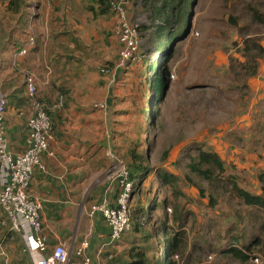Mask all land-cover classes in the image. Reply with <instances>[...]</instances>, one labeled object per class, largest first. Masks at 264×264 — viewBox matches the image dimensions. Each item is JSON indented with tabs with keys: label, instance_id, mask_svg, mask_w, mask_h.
Listing matches in <instances>:
<instances>
[{
	"label": "rangeland",
	"instance_id": "1",
	"mask_svg": "<svg viewBox=\"0 0 264 264\" xmlns=\"http://www.w3.org/2000/svg\"><path fill=\"white\" fill-rule=\"evenodd\" d=\"M133 1L142 5L144 0L130 2L128 10L133 22L139 28H148L139 30L140 44L131 58L117 67L122 62L120 44L114 63L107 65L116 73L108 109L113 116L109 124L111 135H108L111 148L107 149L109 155L105 157L109 164L104 167L105 173L97 177V189H89L86 196L91 201L98 200L102 195L101 187L107 186L118 174L121 164L130 169V149L143 155L148 171L135 177L131 200L133 208L137 205L132 209V221L140 223L141 230L134 226L115 245L104 247V264L110 262L109 253L114 255L113 264H127L131 250L136 247H140L148 259L153 260L156 255L160 264H167L163 262L166 234H162L167 216L171 229L184 230L187 234L185 254L174 255L175 264H263L254 260L258 253L251 254L246 263L222 253L228 247V229L235 226L233 233L237 235L248 230L246 219L253 210L242 203L229 184L219 188L220 184L194 175L190 177L193 182L187 179L189 154L194 153V146L200 143L224 160L225 180H235L251 193H262L259 175L264 171V60L258 70L259 77L252 78L250 84L249 79L248 88L244 87L246 81L240 67L236 77L230 67V57H240L237 48L242 47L243 37L239 29L250 24L244 7L250 0H195L188 6L190 27L184 39L174 41L177 42L175 53L165 63L170 85L163 97L157 94L155 103V91L150 83L153 71L149 67L160 60L164 52L156 48L151 11L131 14L129 7ZM27 4V0H0V68L10 69V52L15 49L11 43L17 30L22 33L25 26ZM230 16L239 18L238 28L229 24ZM253 28L264 41V27L253 25ZM102 67L103 64L98 65L97 70ZM59 81L56 79L54 85ZM59 83V88L65 89L66 82ZM233 84L242 88H235ZM57 94L66 99L63 92ZM102 105L106 107V103ZM159 171L177 175V185L162 184ZM117 183L115 180L113 193ZM156 200H160L162 206L167 201L168 205L156 210L153 208ZM147 205L148 219L138 212ZM176 206L181 213L189 211L181 224L173 219ZM96 244L100 248L103 241ZM3 247L0 248L5 254L0 249V264H31L20 236H14L6 251ZM74 260L73 255L71 262Z\"/></svg>",
	"mask_w": 264,
	"mask_h": 264
},
{
	"label": "crops",
	"instance_id": "2",
	"mask_svg": "<svg viewBox=\"0 0 264 264\" xmlns=\"http://www.w3.org/2000/svg\"><path fill=\"white\" fill-rule=\"evenodd\" d=\"M27 3L25 26L22 33L17 30L11 44L17 50L30 36L35 37V46L27 56L19 57V65L35 74L39 93L51 107L55 121L51 150L43 155L46 170H36L29 191L43 203V230L49 240V251L60 241L69 240L74 249L86 235L95 250L97 241L104 243L110 235L104 218L88 213L90 205L105 196L110 181L101 187L98 200L91 201L86 194L109 164L105 157L111 148L109 124L113 116L108 109L116 73L103 74L97 66L114 63L115 52L119 51L120 43L112 34L114 16L110 10H102L100 0H38L34 15L28 0ZM151 4L147 0L142 5L133 1L129 9L131 14L139 10L149 12ZM12 49L10 69L0 68V88L7 95V147L20 153L26 148V124L33 108L25 92L23 73L12 65L15 53ZM56 79L66 82L63 108L56 107L63 96H57L61 84L59 81L55 86ZM116 193V189L108 193L111 200L116 199ZM4 216L0 210V222ZM13 239L9 226L0 224V247L4 246L6 251ZM2 253L5 254L3 250Z\"/></svg>",
	"mask_w": 264,
	"mask_h": 264
},
{
	"label": "built area",
	"instance_id": "3",
	"mask_svg": "<svg viewBox=\"0 0 264 264\" xmlns=\"http://www.w3.org/2000/svg\"><path fill=\"white\" fill-rule=\"evenodd\" d=\"M28 1L32 14H36L38 0ZM131 1L110 0V11L115 17L112 32L122 47V62H119L117 67L123 65L126 59L136 53L141 40L138 24L133 22L128 10ZM35 42V37L30 36L23 46L14 50L12 59L13 67L23 73L25 92L33 108L32 115L26 124V148L20 153H13L7 147L5 122L7 95L0 90V210L5 215L0 224L9 226L10 238H13L15 234L22 238L23 251L30 256L32 264H72L73 255L76 259L74 264H104V247L115 245L126 232L132 229L131 200L135 181L130 178L129 169L125 164H121L118 174L110 179L105 196L90 205L89 215L91 217L101 215L110 229L108 241L100 248L92 250L91 238L86 235L74 249L69 242L60 241L52 251H49V240L43 230V203L40 199L32 197L29 189L36 170H46L43 155L51 150L55 128L54 118L51 107L39 93L35 74L19 65V57L27 56L35 46ZM100 72L114 74L111 69L105 67H102ZM65 104L66 99L61 96L56 107L63 108ZM113 180L119 182L121 189L114 201L108 194L114 190V186H111ZM113 257L112 253L108 254L109 261ZM254 260L260 262L262 258L255 256Z\"/></svg>",
	"mask_w": 264,
	"mask_h": 264
},
{
	"label": "trees",
	"instance_id": "4",
	"mask_svg": "<svg viewBox=\"0 0 264 264\" xmlns=\"http://www.w3.org/2000/svg\"><path fill=\"white\" fill-rule=\"evenodd\" d=\"M152 1L150 10L152 14V31L153 36L157 38L156 48L159 51L164 52V55L154 65L150 66L149 69L153 71V76L150 78L151 86L155 91L154 103L158 100L157 94L163 97V93L167 90L170 85V80L167 78L169 70L165 63L170 60L174 53L177 42L185 38V31L190 27L189 15L190 11H187L188 6H192L195 0H147ZM102 10H110V0H100ZM154 4V5H153ZM246 14L245 17L249 19V23L239 29L240 36H242V47L237 48V53L240 57L229 56L231 72L235 75L238 74V68L241 71L243 79L246 81L244 87L248 88V80L257 77L261 61L264 60V45L263 39L253 28V25L264 27V0H250L245 6ZM229 24L233 28L239 27V18L236 16H230ZM148 27L143 26L139 30H145ZM189 32V31H188ZM187 32V34H188ZM177 40L175 43L174 41ZM235 44H237L235 42ZM171 45L172 46L171 48ZM239 45V44H238ZM236 45V46H238ZM243 59V60H242ZM105 68H110L105 65ZM236 88H242V86L234 85ZM60 92L67 95L66 88H59ZM55 125V121H54ZM55 127V126H54ZM193 151L189 154L187 163V179L193 182L191 175L198 177L204 181L216 182L220 184L218 187H225V183L231 186L233 193L242 200V203L251 208L252 213L247 216L246 219V230L242 234H234L233 232L237 229L235 226H231L226 234V238L229 240L228 247L222 253L226 257H231L234 260L246 263L250 260L251 254L258 253L262 258L264 264V171L259 175V181L262 182V193L255 194L240 187L235 180H225L224 172L226 171V165L224 160L215 151L208 150L204 144H196ZM130 178L134 179L139 175H145L148 171V166H145L143 155L139 154L138 151L130 149ZM159 181L167 186L174 187L177 185V175L167 172H158ZM136 182V181H135ZM119 182L116 184V194L118 195L121 190ZM203 195L204 190L201 189ZM134 192V191H133ZM168 205V202L163 204L160 200H156L153 204V208L158 210ZM137 206V205H136ZM135 206V207H136ZM133 208V210L135 209ZM149 206L141 207L139 213L144 218H150ZM137 210V209H136ZM134 212V211H133ZM189 214L186 212L181 213L180 207H175L174 222L179 224L184 221L186 216ZM166 227L162 231L166 234L164 239V255L163 262L167 264H175L172 261L174 255L183 256L187 248V234L184 230L171 229L168 221L165 223ZM140 223H134L132 226L138 230L140 229ZM131 229V230H132ZM130 230V231H131ZM141 230V229H140ZM171 230V231H169ZM175 230V231H174ZM129 262L127 264H160L159 259L155 255L154 259H148L146 253L140 250V247L133 248L130 252ZM112 262V261H111ZM32 264V263H31Z\"/></svg>",
	"mask_w": 264,
	"mask_h": 264
}]
</instances>
